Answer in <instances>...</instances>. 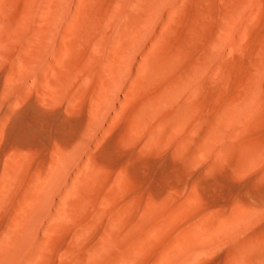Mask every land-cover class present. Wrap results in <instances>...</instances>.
Instances as JSON below:
<instances>
[{
	"label": "bare ground",
	"instance_id": "obj_1",
	"mask_svg": "<svg viewBox=\"0 0 264 264\" xmlns=\"http://www.w3.org/2000/svg\"><path fill=\"white\" fill-rule=\"evenodd\" d=\"M0 264H264V0H0Z\"/></svg>",
	"mask_w": 264,
	"mask_h": 264
}]
</instances>
